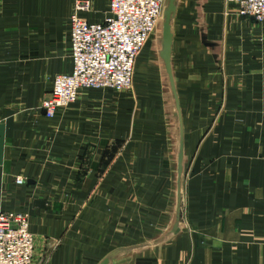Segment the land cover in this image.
Returning a JSON list of instances; mask_svg holds the SVG:
<instances>
[{
	"label": "crops",
	"instance_id": "crops-1",
	"mask_svg": "<svg viewBox=\"0 0 264 264\" xmlns=\"http://www.w3.org/2000/svg\"><path fill=\"white\" fill-rule=\"evenodd\" d=\"M107 6L0 0V209L28 211L32 264H264V21L175 0L130 89L44 115L70 14Z\"/></svg>",
	"mask_w": 264,
	"mask_h": 264
},
{
	"label": "built area",
	"instance_id": "built-area-1",
	"mask_svg": "<svg viewBox=\"0 0 264 264\" xmlns=\"http://www.w3.org/2000/svg\"><path fill=\"white\" fill-rule=\"evenodd\" d=\"M164 0H108L101 21H89L75 11L68 26L70 72L53 77L49 93L38 108L48 117L73 103L84 87H110L117 91L132 86L134 63L156 25ZM233 12L264 21V0H225ZM22 184L25 178L15 177ZM34 234L26 210L0 209V264H32Z\"/></svg>",
	"mask_w": 264,
	"mask_h": 264
},
{
	"label": "water",
	"instance_id": "water-1",
	"mask_svg": "<svg viewBox=\"0 0 264 264\" xmlns=\"http://www.w3.org/2000/svg\"><path fill=\"white\" fill-rule=\"evenodd\" d=\"M165 3H167V7L164 14L162 37H163L164 47L167 48L169 47V41H170L169 38L171 36L169 21L175 11V0H165Z\"/></svg>",
	"mask_w": 264,
	"mask_h": 264
},
{
	"label": "rangeland",
	"instance_id": "rangeland-1",
	"mask_svg": "<svg viewBox=\"0 0 264 264\" xmlns=\"http://www.w3.org/2000/svg\"><path fill=\"white\" fill-rule=\"evenodd\" d=\"M166 7H167V3H165V0H164V2H163V4H162V9H161V13H160V15H159V17H158V19H157V21H156V25H155V27H154V29L152 30V32L150 33V35H149V37L150 36H152V37H155V36H158V35H160L161 34V32H162V26H163V21H164V14H165V10H166ZM232 12H233V10H232ZM233 13H235V12H233ZM236 14V13H235ZM175 14L173 13V15L172 16H174ZM238 15V14H237ZM172 18V17H171ZM171 18H170V20H171ZM148 37V38H149ZM147 41V40H146ZM146 43V42H145ZM145 45V44H144ZM143 45V46H144ZM143 48V47H142ZM140 52V51H139ZM138 56H139V53H138V55H137V57H136V59L138 58Z\"/></svg>",
	"mask_w": 264,
	"mask_h": 264
}]
</instances>
